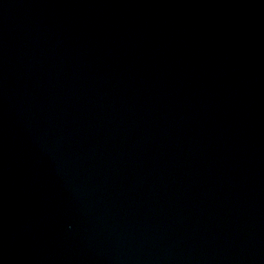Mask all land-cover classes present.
I'll list each match as a JSON object with an SVG mask.
<instances>
[{
    "label": "water",
    "instance_id": "95a60500",
    "mask_svg": "<svg viewBox=\"0 0 264 264\" xmlns=\"http://www.w3.org/2000/svg\"><path fill=\"white\" fill-rule=\"evenodd\" d=\"M193 264H264V257H252L230 260L209 261Z\"/></svg>",
    "mask_w": 264,
    "mask_h": 264
}]
</instances>
